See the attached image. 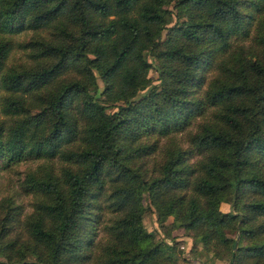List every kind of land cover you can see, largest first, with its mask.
Instances as JSON below:
<instances>
[{
  "label": "trees",
  "instance_id": "obj_1",
  "mask_svg": "<svg viewBox=\"0 0 264 264\" xmlns=\"http://www.w3.org/2000/svg\"><path fill=\"white\" fill-rule=\"evenodd\" d=\"M170 7L186 18L168 26ZM28 30L19 47L29 62L5 69L12 38ZM235 41L237 53L195 97L203 68ZM150 69L159 86L134 100ZM205 107L213 119L158 175L131 165L156 150L131 146L142 131L167 132ZM0 114L10 118L0 122L4 169L29 158L63 163L26 174V241L6 239L15 207L0 221V264H176L174 247L144 227V196L159 223L173 217L228 264H264V0H0ZM107 185L96 243L83 223Z\"/></svg>",
  "mask_w": 264,
  "mask_h": 264
},
{
  "label": "rangeland",
  "instance_id": "obj_2",
  "mask_svg": "<svg viewBox=\"0 0 264 264\" xmlns=\"http://www.w3.org/2000/svg\"><path fill=\"white\" fill-rule=\"evenodd\" d=\"M170 9L172 11V15L168 14V26H172L176 20L179 21L186 18L182 15L176 17L175 14L177 10L174 7H170ZM168 34V29L164 30L162 33V39H165ZM32 37L33 33L29 30L26 33L14 35L12 38L14 48L6 61L5 69L12 65L18 66V64L29 62L28 57L19 47V44L26 42ZM235 42L232 43L226 54H217L209 61L210 66L203 68L200 81L193 90L195 97L203 96L206 85L216 74L214 69L217 62L237 53L239 50L238 44H240V42ZM244 46H246L245 48L255 47L254 43L250 42V40ZM148 58L149 60H152L151 56H148ZM147 75L152 83L145 90L139 91L134 97V100H138L146 95L153 88V86H159V82L157 80L158 74L154 69H150ZM96 77L99 86L102 87V81L99 79L97 74ZM212 119L211 109H209V107H205L203 112L195 113L192 117H190L186 124L177 125L167 132L157 130L142 134V132H144L142 131L135 141L131 143V146L136 147L139 144H154L156 150L150 154H145L132 159L131 165L134 168H139V170L146 177L158 175L163 164L168 158V154L173 149L178 147L183 149L188 148L190 144H192L191 137L194 132L199 130L203 124L210 122ZM9 120V117L0 114V122H8ZM152 123L153 120L150 122V125ZM198 159H200L199 156L193 157L192 155L189 157L187 162L188 164H191L192 167H195ZM3 164V161L0 162V221L16 207L14 212H18V215L15 216V221L12 224H9L6 239L16 238L19 242H24L27 237L24 218L32 211L31 203L33 200V196L27 194L25 188L23 187L25 176L29 171L41 173L46 170H52L53 172L58 173L59 168L63 165V163L60 162L58 158H29L25 161L11 165L6 169L3 168ZM110 190V187L107 185L106 190L90 203V206L87 209L86 220L83 223V230L86 231V233H84L85 239L92 235L91 239L93 242L99 243L100 241L102 242L105 240L103 226L109 217V211L106 208V198L110 193ZM143 206L145 207V213L143 215V224L145 229L149 233L153 234L156 241L165 242L166 244L174 247L175 258H177L176 264H228V254L225 252L219 254V256L215 254V251L220 250L217 246H214V248L209 250L205 249L197 237L192 239L182 228L177 226V224L174 223L173 217L169 216L164 222L159 223L154 210L149 207V202L145 196L143 197ZM219 208L221 211L227 212L230 209L229 203L222 202ZM256 222H258V220ZM232 234V231L228 232L229 236H232ZM26 258L32 259L29 255H27Z\"/></svg>",
  "mask_w": 264,
  "mask_h": 264
}]
</instances>
